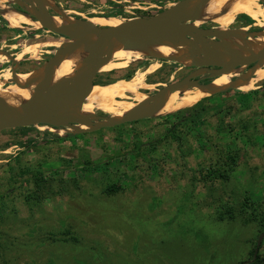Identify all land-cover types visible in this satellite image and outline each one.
Segmentation results:
<instances>
[{
  "label": "rangeland",
  "instance_id": "rangeland-1",
  "mask_svg": "<svg viewBox=\"0 0 264 264\" xmlns=\"http://www.w3.org/2000/svg\"><path fill=\"white\" fill-rule=\"evenodd\" d=\"M50 1L55 9L49 7V11L55 16L112 17L121 21L141 14L139 7L172 6L179 0ZM14 4V0H0L1 6ZM134 11L136 14H131ZM242 14L246 13L236 14L237 26L245 25ZM208 18L201 16L199 25L218 28ZM5 22L3 19L2 24ZM248 26V33L258 30L253 20ZM14 31L20 35L17 40L2 38L1 50L6 51L9 45L15 52L12 58L0 54L2 73L40 68L56 49L53 44L65 40L35 26ZM30 46L36 47L35 56L23 55ZM159 61L161 69L147 75L155 84L178 81L190 68ZM142 62L102 72L97 82L111 83L129 72L135 73L153 59L143 56ZM232 75L235 80L236 74ZM263 87L264 79L253 90ZM230 90V94L218 95L215 103L240 106L252 97V90ZM94 112L97 115L102 111ZM257 115L252 119L259 124L261 114ZM173 125L170 114H165L84 134L67 129L59 134L44 126L26 132L1 131L0 264H251L258 224L247 223L246 214L232 221H216L215 216L227 205L239 212L246 194L255 202L253 210L264 212V143L245 147L241 142L240 165L231 180L207 186L200 173L202 158H197L201 156L199 150L209 148L207 135L198 128L200 139L197 141L190 133L188 144L183 146L170 138L161 140ZM234 144L230 141L228 147ZM208 164L205 161L203 165ZM37 173H42L45 180L41 187L34 183ZM110 186L120 189L109 195L105 189ZM261 248L264 252V245Z\"/></svg>",
  "mask_w": 264,
  "mask_h": 264
},
{
  "label": "water",
  "instance_id": "water-1",
  "mask_svg": "<svg viewBox=\"0 0 264 264\" xmlns=\"http://www.w3.org/2000/svg\"><path fill=\"white\" fill-rule=\"evenodd\" d=\"M14 1L20 3V0ZM22 1H25V4L27 3L29 6L25 11L10 6L7 8L39 21L42 25L40 28L64 37L65 40L56 46L52 56L40 66L44 68V75L36 80L37 85L33 89L31 98L23 106H18L0 97V132L8 129L50 126L58 130L67 129L73 134H84L102 128H111L152 118L160 115L156 112L177 91L190 90L198 86L207 87L211 80L224 73L241 67L249 69L264 64V46L257 52H244L216 26L206 28L196 24V21H199L200 17L203 16L201 8L207 0H179L172 6L160 8L154 14L136 15L121 20V23L113 26L97 25L91 22L89 18L73 19L67 17L60 18H67L72 21L60 26L54 20L55 15L50 13L49 7L46 5L47 0ZM262 2L264 3V0ZM191 6L195 7L194 12L185 15L183 10ZM53 8L55 9V6ZM0 14L7 22L2 8H0ZM9 27L11 26L9 25ZM12 29L21 30L22 28ZM250 33L246 32L242 39L248 41ZM183 38L186 42L180 43ZM172 43L176 44L177 47L191 44L198 46L197 52L192 56L191 64H184L196 70L181 80L162 83L164 86L149 92L144 101L137 102L134 108L120 118H115L109 114L99 117L95 112L91 115L82 114L87 98L97 85V77L114 59L118 50L122 48L135 50L146 45L159 46L171 45ZM86 47L88 50L75 72L55 80L54 65L66 54ZM0 54L12 58L8 52L1 49ZM148 57L155 58L151 55ZM162 60L183 64L172 58ZM201 71L207 72L200 73ZM207 73L210 74L209 81L201 82L202 78L199 76ZM12 75L14 78L11 82L15 84L17 71H13ZM230 89L236 88L230 87L225 91ZM225 91H216L212 95ZM263 240L264 232L258 238L255 255Z\"/></svg>",
  "mask_w": 264,
  "mask_h": 264
},
{
  "label": "bare ground",
  "instance_id": "bare-ground-1",
  "mask_svg": "<svg viewBox=\"0 0 264 264\" xmlns=\"http://www.w3.org/2000/svg\"><path fill=\"white\" fill-rule=\"evenodd\" d=\"M261 3L262 0H207L205 5L202 6L203 9L201 10V14H205L209 18L211 17L218 28L225 33L226 37L242 51L257 52L264 46V6ZM46 5L51 8L54 7V3L50 0H47ZM7 7L0 5L5 19L12 28H23L24 26L42 27L39 21H35L28 15L11 10ZM194 8L195 7L192 6L188 7L183 10V13L189 15L194 12ZM238 13H246L249 15L254 21V27L258 29L250 33L248 41H244L242 36L249 30V26H237L236 14ZM54 20L60 26L69 24V22L72 21L71 19L60 18L58 16H55ZM89 20L101 26H113L121 23L120 20L112 17L110 19H104L94 16L90 17ZM196 24L199 25V22L196 21ZM185 42V38L180 41V43ZM53 45H60V41H56ZM35 46H30L25 49L22 52L23 55L35 56ZM197 49L198 46L196 44L177 47L176 44L172 43L171 45L159 46L146 45L135 50H125L123 48L118 50L114 59L103 69V72L128 68L133 64L142 62L143 56L151 55L155 57V60L153 59L152 63L137 69L130 79L118 78V80L111 83H96L97 85L94 87L83 106L82 114L91 115L94 113V109H97L115 118L122 117L134 108L137 102H142L147 98L148 95L144 93L145 91H155L157 86L162 85L150 82L147 78L148 74H153L161 69L162 64L160 61L158 62V59L172 58L183 64L190 65L192 56L197 52ZM87 50L88 47L82 50L77 49L62 57L60 61L54 65L55 80H59L75 72ZM246 69L245 67H241L234 71L224 73L216 79L211 80L207 87L198 86L190 90L177 91L162 104L156 114H172L183 107L189 106V104H193L196 100L211 96L216 91H225L230 87H234L241 91L253 90L257 87L259 82L264 79V64ZM232 73L236 74L235 80L232 79ZM43 75L44 68L42 67H38L26 73L17 72L14 84L11 82L12 78H14L12 73L9 70H5L3 73L1 71L0 97L18 106H23L31 98L33 89L37 85L36 80L42 78ZM7 83H10V85L6 87ZM30 83L32 84L28 88H25V86ZM44 127L49 131L59 134L64 131L49 126ZM82 127L85 128V126Z\"/></svg>",
  "mask_w": 264,
  "mask_h": 264
},
{
  "label": "trees",
  "instance_id": "trees-1",
  "mask_svg": "<svg viewBox=\"0 0 264 264\" xmlns=\"http://www.w3.org/2000/svg\"><path fill=\"white\" fill-rule=\"evenodd\" d=\"M242 16L246 17L244 26L250 25V22L252 21L251 18L247 14H242ZM133 72H129L123 78L130 79L134 74ZM108 82L110 81L97 82L96 80V83ZM263 89L264 87L252 90L250 92L252 94L251 99L240 104V106L239 104L233 103L219 106L215 103L214 100L218 95L225 96L232 92V90H228L220 94L205 97L191 107L172 113L170 114V118L174 120V125L171 126L168 129V132L160 139L165 140V138H170L177 142L178 145L180 144V146H183L185 143L188 144V136L190 133H193V136L198 141L201 136V132L198 131V128L199 130L201 129L200 131H204L205 135H207L206 140L209 143V148L199 150L201 156L197 157L202 158L200 165L205 170L204 171L202 168L200 171L202 180H207V186H209V183H216L217 181H230L233 172L240 165L243 146L241 142L244 143L245 147L249 144L258 145L264 143ZM258 107L262 108L260 110L261 112L258 111ZM242 114L246 117L242 116ZM259 114H261V122L258 124V121H254L252 117L254 115L259 116ZM31 128H20L19 130L26 132ZM209 130L211 131L209 132ZM44 134L49 135V132ZM58 138L59 136H55V139ZM230 141H235V144L228 147ZM152 146L153 150L157 149V146L154 144H152ZM182 153L186 152L184 151ZM205 161H209V164L204 167L203 164ZM28 171L30 173V170ZM42 176V173H37L33 176L34 183L37 187H41L42 182H45ZM189 181H191L193 186H196V183L193 182L192 178H190ZM119 189V186H110L105 189V192L112 195L113 193L118 192ZM35 200H38L37 196ZM253 205H255V202H253L252 198L246 194L245 201L239 212H236L235 206L227 205L216 214L215 219L216 221H232L238 217L243 218L245 214L249 215L245 220L247 223L256 222L258 224L260 236V234L264 232V212H259L260 210L258 209L254 211ZM259 208H261V206H259ZM249 209H252V212H249ZM257 242L258 239L255 240V248L251 251V264H264V252H262V250L260 251L262 245H264V240L255 255L258 246ZM244 263L245 262L243 261L241 264Z\"/></svg>",
  "mask_w": 264,
  "mask_h": 264
},
{
  "label": "flooded vegetation",
  "instance_id": "flooded-vegetation-1",
  "mask_svg": "<svg viewBox=\"0 0 264 264\" xmlns=\"http://www.w3.org/2000/svg\"><path fill=\"white\" fill-rule=\"evenodd\" d=\"M20 3H15L14 4V6L12 7V8H15V9H17V10H20V11H25L29 6H28V4L26 3L25 4V1L23 2L22 0H20L19 1ZM159 2H161V1H159ZM21 8V9H20ZM2 20L3 19H1L0 18V49H2V48H4V45L2 44V38L4 37V36H6L8 39H10L11 41H14V40H17L19 37H20V35L18 34L17 35V32L16 31H14V29H12L11 27H9V25H8V23L7 22H5V24H2ZM7 46V49H6V51L8 52V53H10V55H12V56H14L15 55V52H12L13 51V47L12 48H10L9 47V45H6ZM1 65H2V62L0 61V67H1ZM194 70H196L195 68H193V67H190L189 68V70L187 71V72H185L183 75H182V77L181 78H179V79H177V80H181V79H183L184 77H186L188 74H190V73H192ZM0 71H1V69H0ZM209 76H210V74L209 73H207V74H205V75H202V76H200L199 78H202L201 79V82H208L209 81ZM157 83V82H156ZM158 83H168V82H163V81H159ZM163 85V84H162ZM154 90H149V91H147V92H145V93H151V92H153ZM97 116H99V117H103V116H106V114H104L103 112H97ZM149 118H146V119H142L143 121L144 120H148ZM142 120H138V121H134V122H130V124H134V123H137V122H139V121H142Z\"/></svg>",
  "mask_w": 264,
  "mask_h": 264
},
{
  "label": "built area",
  "instance_id": "built-area-1",
  "mask_svg": "<svg viewBox=\"0 0 264 264\" xmlns=\"http://www.w3.org/2000/svg\"><path fill=\"white\" fill-rule=\"evenodd\" d=\"M163 6H161V5H159V4H153V5H150V7H147V8H141V7H139V11L141 12V14H139V15H145L146 13V15H151V14H154V12H152L151 10H149V9H155V10H159L160 8H162ZM138 11V10H137ZM131 14H133V15H135L136 14V12L134 11V12H131Z\"/></svg>",
  "mask_w": 264,
  "mask_h": 264
}]
</instances>
